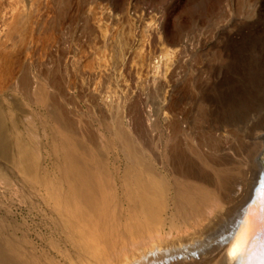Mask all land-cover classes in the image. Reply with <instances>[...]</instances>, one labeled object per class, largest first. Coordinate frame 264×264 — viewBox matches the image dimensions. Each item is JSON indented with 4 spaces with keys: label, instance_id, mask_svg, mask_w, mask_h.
Masks as SVG:
<instances>
[{
    "label": "rangeland",
    "instance_id": "1",
    "mask_svg": "<svg viewBox=\"0 0 264 264\" xmlns=\"http://www.w3.org/2000/svg\"><path fill=\"white\" fill-rule=\"evenodd\" d=\"M83 1L27 0L0 42V249L11 264H129L152 244L203 230L227 205L220 195L249 167L253 135L264 133V0H142L163 9L151 53L193 31L210 79L187 75L165 101L163 89H122L109 113L78 109L72 74L65 88L59 73V23ZM80 173L117 211L119 229L127 197L139 195L140 180L154 183L162 223L103 243L96 217L68 215ZM200 184L207 193L190 188ZM187 192L197 204L186 203Z\"/></svg>",
    "mask_w": 264,
    "mask_h": 264
},
{
    "label": "built area",
    "instance_id": "2",
    "mask_svg": "<svg viewBox=\"0 0 264 264\" xmlns=\"http://www.w3.org/2000/svg\"><path fill=\"white\" fill-rule=\"evenodd\" d=\"M26 2L0 0V42L16 8ZM162 18L161 7L154 10L142 0H125L121 6L113 0H84L76 4L71 20L61 19L59 73L65 88L68 72L72 74L71 87L81 94L78 109L87 106L109 113L120 96L116 92L125 88L163 89L165 101L168 91L187 75L210 79L193 31L185 32L176 46L165 44L151 53L153 36L161 34ZM145 56L146 63L136 61Z\"/></svg>",
    "mask_w": 264,
    "mask_h": 264
},
{
    "label": "bare ground",
    "instance_id": "3",
    "mask_svg": "<svg viewBox=\"0 0 264 264\" xmlns=\"http://www.w3.org/2000/svg\"><path fill=\"white\" fill-rule=\"evenodd\" d=\"M196 30L200 34L203 32L200 27H196ZM206 84V82L200 83V87L207 93V89L209 90L210 87ZM211 91L209 90L208 92ZM171 104H173V101ZM172 123L170 122L171 125ZM179 126L182 127L180 122ZM209 133L207 132V134ZM219 134H223L222 130ZM159 135L162 134L159 133L156 138ZM253 136L252 143L255 144V149L249 159V167L244 171L240 170L238 177H235L230 182V189L224 192L225 194L220 195L222 201L227 203V205L217 211L205 225V228L195 234L169 241L164 246L152 244L150 249L145 252L142 251L132 258L129 264H264V133L256 132ZM222 148L225 149V146ZM89 177L87 174L80 173V177L76 179L79 182L74 193H72L73 210L67 211L69 206L67 201H65L66 205L64 208L68 215L73 218L77 217L78 220L85 219V221L89 220L90 222L91 217H93L92 221L96 217L98 219L97 222L94 220L96 225L92 227L93 223L91 227L95 231L96 229L101 230L104 234L101 239L103 243L104 240H107L110 245L116 244L115 242L118 238L124 235L128 236L129 232L138 235L143 230L153 229L154 223H162L163 202L161 198L163 197H160L157 191L159 187L157 189L154 188L155 186L153 187L154 183L151 185L147 183L148 180L147 182L140 180V183H138L140 189L136 188V191L138 189L140 192L139 195L135 194L136 196L134 197L133 194H130L127 197L128 207L126 213L121 214V218L124 219H122V227L119 229V223L116 224L117 211L113 212L114 210H110L114 208H111V203L110 207L108 206L109 202L106 199L105 204L102 202V199L97 195L93 181L91 182ZM126 185L129 186V184ZM128 188L130 189V187ZM128 188L126 190H129ZM190 188L203 192V194L210 189H207L204 184L191 185ZM188 192L186 194L187 197L184 196L186 203L188 201L192 202V205L197 204V199L193 196L192 198L189 197ZM75 202L76 204L80 203L82 207H75ZM78 220L77 222L79 223ZM69 223L73 222L70 221ZM82 227L84 226L82 225ZM89 231L87 230V234L90 237L93 236V234H90L91 231L88 233ZM79 234L78 232L77 235L79 236ZM94 237L96 238V235ZM88 240H90L89 237ZM88 240L84 241L83 239L82 242H88ZM0 248L2 249V247ZM93 248L95 247L93 246ZM1 249L0 259L1 257L2 259H7L3 258ZM8 260L7 262L10 261Z\"/></svg>",
    "mask_w": 264,
    "mask_h": 264
}]
</instances>
